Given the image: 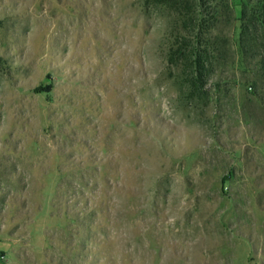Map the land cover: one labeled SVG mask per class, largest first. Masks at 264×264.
Listing matches in <instances>:
<instances>
[{
	"label": "rangeland",
	"instance_id": "rangeland-1",
	"mask_svg": "<svg viewBox=\"0 0 264 264\" xmlns=\"http://www.w3.org/2000/svg\"><path fill=\"white\" fill-rule=\"evenodd\" d=\"M228 1L196 89L153 0H0V264H264L259 0Z\"/></svg>",
	"mask_w": 264,
	"mask_h": 264
},
{
	"label": "trees",
	"instance_id": "trees-1",
	"mask_svg": "<svg viewBox=\"0 0 264 264\" xmlns=\"http://www.w3.org/2000/svg\"><path fill=\"white\" fill-rule=\"evenodd\" d=\"M153 1L177 14V22L171 32L170 60H180L186 70H189L190 85H195L196 89L203 88L216 74V70L229 60V41L219 30L221 25L234 19L229 1ZM261 46H264V0H259L256 6L249 1L242 6L239 49L244 64L248 59L256 60L253 69L256 77H261L264 73Z\"/></svg>",
	"mask_w": 264,
	"mask_h": 264
}]
</instances>
